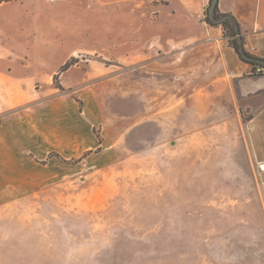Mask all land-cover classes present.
<instances>
[{
  "label": "rangeland",
  "instance_id": "374dc122",
  "mask_svg": "<svg viewBox=\"0 0 264 264\" xmlns=\"http://www.w3.org/2000/svg\"><path fill=\"white\" fill-rule=\"evenodd\" d=\"M52 1L0 0V264H264L251 176L234 160L239 115H224L237 109L238 82L221 69L220 42L209 40V4L194 17L203 42L188 44L191 52L102 70L120 53L119 36L131 42L128 23L118 26L113 9L100 18L93 3L89 20L82 1L58 11ZM74 49L86 53L73 65H90L86 84L103 115L89 128L79 115L31 118L70 96L81 99L80 87L46 79L56 67L63 72ZM216 63V82L205 86ZM196 64L204 86L185 92L217 95L220 115H164L180 105V89L164 83L193 78ZM12 69L30 81H11ZM65 70L73 83L83 78V64ZM91 129L105 139L103 150L86 158L65 152ZM53 133L58 143L39 150ZM51 151L69 161L47 159Z\"/></svg>",
  "mask_w": 264,
  "mask_h": 264
},
{
  "label": "crops",
  "instance_id": "0c3cea01",
  "mask_svg": "<svg viewBox=\"0 0 264 264\" xmlns=\"http://www.w3.org/2000/svg\"><path fill=\"white\" fill-rule=\"evenodd\" d=\"M70 1L53 0L51 2L52 8L58 11L62 8V3ZM78 1H82L83 4L87 5L89 20H91V5L93 3L98 10L96 14L99 16L100 13V18H103L102 13L113 9L115 10V14H119L117 18L118 26L124 28V25L128 23L131 42L122 36L117 38L118 42H115L113 47L119 50L120 53H118L115 60H111L112 63L105 65L104 69H102L109 70L110 66L123 67L126 65H130L133 69L138 62L148 60L149 57H155L156 55L178 56L185 51L188 52V50L191 52V48L187 46L188 44L203 42L202 33L196 32V30L193 31L194 17L209 4L210 0ZM217 7L220 12L232 15L238 23L244 49L253 57L264 59V0H217ZM82 12L86 11L83 10ZM103 20H100V24L103 23ZM90 29L84 27L83 34H89ZM97 32L100 35L104 34L101 26ZM208 33L210 34L209 40H216L221 44V69L230 74L234 81L238 82L237 109H233L231 114L224 115H239L241 132H239V140L236 143L233 142L235 146L234 160L240 168L247 169L251 176L253 200H256L259 204V217L262 219L264 226V74L254 73L252 70L254 63L245 62L238 56L234 48L228 43L227 38L224 37L220 25L211 26ZM16 53L22 55V53ZM216 54L218 56V53ZM84 55L86 53L74 49L68 53L67 57ZM154 59L156 60L157 58ZM81 60L85 62L84 59H80V61H77L78 65H71L66 69L70 70L72 68H79L82 64L84 65L83 78L77 83L67 80L63 75L64 70L58 74L57 67L49 72L46 77L47 80H52L54 74H58V82L60 80L64 87L72 89L80 87L82 89L79 93L81 99L70 96L69 99L59 101L47 112L28 114L31 118L45 117L46 120L52 122L58 115H79L81 119L86 121V126L89 128L87 122L96 120V115H103L100 96L91 88V84H86V82L90 81L93 74L90 65L88 63H80ZM149 64L151 63L148 60L145 65L148 66ZM198 66V64L195 65L194 72L196 75L193 78L186 79L185 76L182 79L169 80L164 83V85L168 84L170 87L180 89L177 96L180 102L178 114L175 111H170L168 114L164 113V115H220L219 97L217 95L212 92L210 95H204L198 90L190 93L185 92V89L188 87L198 89L204 86L202 84V66ZM209 71L210 79L205 86L212 87L216 82L214 79L218 76L217 63L211 64ZM11 72L12 76L10 80L15 83L30 81L29 77L23 76L20 70L12 69ZM149 82L148 80L146 81L148 88ZM150 86L154 87V84ZM139 88L140 84L138 80L132 81L131 96L136 98V101L140 97ZM151 98L154 99V91H152L151 97L149 93L147 94L146 100L148 104ZM241 109L245 110L248 114L245 119H242L240 116L242 115ZM227 127H229L228 124ZM53 135L55 134L53 133L50 138L47 137L46 139L48 140L45 141L42 138L43 142L39 145V150L44 146L56 145L58 143L53 139ZM99 137L101 140H99L98 135L93 129H91V132H82L74 137L72 145H68L69 147L65 149V152L83 151L79 158H86L93 150L99 152L104 149L106 145L105 139L101 136ZM94 147L95 149H92ZM51 152L46 156L49 160L54 157H48ZM86 152L88 153L84 156ZM260 233L264 234V227Z\"/></svg>",
  "mask_w": 264,
  "mask_h": 264
},
{
  "label": "trees",
  "instance_id": "16d2710c",
  "mask_svg": "<svg viewBox=\"0 0 264 264\" xmlns=\"http://www.w3.org/2000/svg\"><path fill=\"white\" fill-rule=\"evenodd\" d=\"M211 4V0L209 1V7ZM209 7L207 10V15H206V21L213 26H217L220 25L222 30H223V35L224 37L227 38L228 43L234 48V50L236 51V53L238 54V56L245 62L248 63H254V64H264V59H257L255 57H253L250 53H248L244 47H243V40L242 37L240 35V31H239V27H238V23L236 22V20L234 19V17L228 13H222L219 11L218 7H217V3L214 6V9L212 11V14H210L209 12ZM256 60H260V61H256ZM71 65H73V57H71L70 59H68L62 66H61V71L67 69L68 67H70ZM59 74V72H58ZM58 74H54L53 78H57L58 79ZM99 140H101V138L98 135ZM88 152L84 153V156L87 154ZM57 157L59 160L63 161V162H67L69 160L62 158L58 153L56 152H51L48 157Z\"/></svg>",
  "mask_w": 264,
  "mask_h": 264
},
{
  "label": "built area",
  "instance_id": "2783aa9c",
  "mask_svg": "<svg viewBox=\"0 0 264 264\" xmlns=\"http://www.w3.org/2000/svg\"><path fill=\"white\" fill-rule=\"evenodd\" d=\"M252 70L254 73L264 74V64H254Z\"/></svg>",
  "mask_w": 264,
  "mask_h": 264
},
{
  "label": "water",
  "instance_id": "95a60500",
  "mask_svg": "<svg viewBox=\"0 0 264 264\" xmlns=\"http://www.w3.org/2000/svg\"><path fill=\"white\" fill-rule=\"evenodd\" d=\"M216 3H217V0H211V4H210V7H209L210 14H212V11H213L214 6H215ZM256 61H260V60H256Z\"/></svg>",
  "mask_w": 264,
  "mask_h": 264
}]
</instances>
